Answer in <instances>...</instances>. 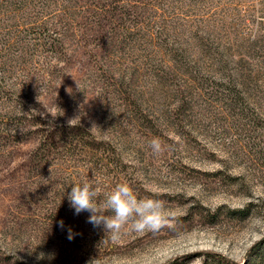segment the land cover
I'll return each mask as SVG.
<instances>
[{
	"label": "rangeland",
	"instance_id": "rangeland-1",
	"mask_svg": "<svg viewBox=\"0 0 264 264\" xmlns=\"http://www.w3.org/2000/svg\"><path fill=\"white\" fill-rule=\"evenodd\" d=\"M88 180L172 224L112 240ZM214 259L264 264V0H0V264Z\"/></svg>",
	"mask_w": 264,
	"mask_h": 264
},
{
	"label": "clouds",
	"instance_id": "clouds-1",
	"mask_svg": "<svg viewBox=\"0 0 264 264\" xmlns=\"http://www.w3.org/2000/svg\"><path fill=\"white\" fill-rule=\"evenodd\" d=\"M149 146L154 154L163 151L159 138H153ZM68 201L75 214L90 213L87 222L93 227L103 226L112 240L120 238L122 229L135 233H157L173 222V217L166 214L164 201L147 196L138 198L127 183L117 184L101 199L94 183L88 180L72 186ZM60 225L63 226L62 221ZM72 238L69 230L68 239ZM40 258H43L42 255Z\"/></svg>",
	"mask_w": 264,
	"mask_h": 264
},
{
	"label": "trees",
	"instance_id": "trees-1",
	"mask_svg": "<svg viewBox=\"0 0 264 264\" xmlns=\"http://www.w3.org/2000/svg\"><path fill=\"white\" fill-rule=\"evenodd\" d=\"M231 212H235V213H237V214H243L244 213V210H237V211H231ZM245 214V213H244ZM243 214V215H244ZM214 260H216V259H214ZM217 261V263L216 264H231V263H229V262H222V260H220V259H218V260H216ZM253 264H257L256 262L255 263H253Z\"/></svg>",
	"mask_w": 264,
	"mask_h": 264
}]
</instances>
